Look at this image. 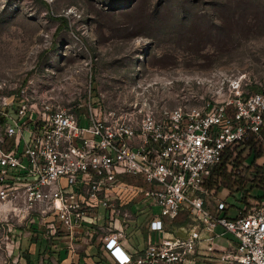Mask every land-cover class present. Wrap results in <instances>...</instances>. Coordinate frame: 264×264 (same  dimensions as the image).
Returning <instances> with one entry per match:
<instances>
[{
    "label": "built area",
    "instance_id": "1",
    "mask_svg": "<svg viewBox=\"0 0 264 264\" xmlns=\"http://www.w3.org/2000/svg\"><path fill=\"white\" fill-rule=\"evenodd\" d=\"M79 49L0 79V264L21 262L26 236L70 264H264V192L248 206L211 181L224 157L244 158L241 177L264 151V80L152 66L142 49L127 77L99 79ZM134 221L147 235L128 250Z\"/></svg>",
    "mask_w": 264,
    "mask_h": 264
},
{
    "label": "rangeland",
    "instance_id": "2",
    "mask_svg": "<svg viewBox=\"0 0 264 264\" xmlns=\"http://www.w3.org/2000/svg\"><path fill=\"white\" fill-rule=\"evenodd\" d=\"M80 47L98 54V77H127L142 49L152 66L240 70L264 80V0H0V79L23 82L51 56L81 61ZM255 171L246 166L243 176L233 174L231 199L238 201L239 190L244 193L239 202L249 206L259 199L264 180ZM222 187L218 197L225 193ZM139 206L133 204L134 210Z\"/></svg>",
    "mask_w": 264,
    "mask_h": 264
},
{
    "label": "crops",
    "instance_id": "3",
    "mask_svg": "<svg viewBox=\"0 0 264 264\" xmlns=\"http://www.w3.org/2000/svg\"><path fill=\"white\" fill-rule=\"evenodd\" d=\"M146 235L147 232L146 229L143 228V226L139 227L137 225L134 226V228H130L128 238L129 243H126V248L128 250H131L133 247H141L145 242ZM24 249H27V254L30 255L32 264H70L65 248L56 251V253L54 255H51L50 259L47 260L46 254H48V246L46 244V241L39 240L36 236H33V238L30 236L22 238V257L19 264H26V256L23 255ZM91 249L93 252L96 250L102 252L101 244L97 246L94 245V247H92ZM78 264H84V261L82 260L81 263Z\"/></svg>",
    "mask_w": 264,
    "mask_h": 264
},
{
    "label": "trees",
    "instance_id": "4",
    "mask_svg": "<svg viewBox=\"0 0 264 264\" xmlns=\"http://www.w3.org/2000/svg\"><path fill=\"white\" fill-rule=\"evenodd\" d=\"M263 132H264V128H263ZM243 157H241L240 155L236 158V163L235 164H239L243 161ZM250 162L252 165L255 166V176H261V179L264 180V165L260 164L262 162H264V151L261 149H254L251 157H250ZM234 164V165H235ZM234 165H229L228 164V157H224L221 164L214 170L212 177H211V181L213 185H216L217 189H220L222 186H230L232 187L233 183V174L234 172ZM262 173V174H260ZM219 176H223V181L221 183H218V177ZM243 180L241 179V182ZM256 180L254 181V183H252V186H257V183H255ZM263 191H264V187H262L261 189V193L260 195H257V198H262L263 196ZM244 200H246V196L244 197ZM33 238V237H32ZM23 255L26 256V264H32V259L30 257L29 254H27V249H24Z\"/></svg>",
    "mask_w": 264,
    "mask_h": 264
}]
</instances>
